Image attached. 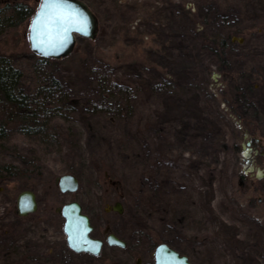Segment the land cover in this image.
<instances>
[{
  "label": "rangeland",
  "instance_id": "1",
  "mask_svg": "<svg viewBox=\"0 0 264 264\" xmlns=\"http://www.w3.org/2000/svg\"><path fill=\"white\" fill-rule=\"evenodd\" d=\"M82 1L97 16L96 36L77 37L68 56L38 63L36 77L28 58L32 17L0 35V53L22 58L24 84L35 95L49 77L62 88L59 109L45 112L43 96L31 103L47 122L46 136L14 121L0 129L1 223L16 226L23 188L39 199L12 232L22 233L24 250L0 256V264H90L63 244L59 208L74 199L95 219L96 235L101 213L112 217L104 208L123 205L115 232L135 256L115 245V263L106 264H132L136 255L153 264L158 242L193 264H264V176H242L241 149L246 132L264 148V84L253 73L264 70V0ZM238 85L255 102L246 112L235 100ZM6 114L0 101V126ZM253 163L264 168V156ZM65 173L78 177L77 190L59 189Z\"/></svg>",
  "mask_w": 264,
  "mask_h": 264
},
{
  "label": "trees",
  "instance_id": "2",
  "mask_svg": "<svg viewBox=\"0 0 264 264\" xmlns=\"http://www.w3.org/2000/svg\"><path fill=\"white\" fill-rule=\"evenodd\" d=\"M36 10V7L32 6L26 1L6 0L3 5H0V35L9 28L17 26L26 19L32 17ZM194 32L199 35H203L202 33H204H199L195 30ZM208 38V36L203 37V39H207V41ZM212 39L215 40L214 37ZM229 40L230 38L228 35L226 37H223V39H220L219 41L220 46L225 49L226 44L229 43ZM28 58L32 61L33 64L30 72L35 77L38 73V63H45L46 61L51 59L57 61L56 58L43 57L33 50L31 51ZM21 60L22 58L19 56L0 53V101L3 102L7 108V114L1 120L0 129L5 130V128L14 121L16 123L20 122V125L25 132L33 134L39 133L40 135L46 136L48 129L47 122L40 119V109L32 107L31 103H34L33 98L36 99V96H43V103H45L46 105V107L43 108L45 112H48L52 108L59 109L61 105L55 100L57 98V91H60L62 89L61 84L58 79L49 77L47 84L43 86L42 83L38 84V86L36 85L37 88L35 87V89H37V95H35L32 92L34 90V87H31V85L26 86L24 84V81L28 74V70L24 66H22L23 63L21 62ZM253 73L256 75L258 74L257 76L260 78L262 84H264V70H256L253 71ZM254 86L255 81H252L249 85V89L255 88ZM240 87L241 86L238 85L235 88L236 91L234 96L238 106H240L239 104H243L246 112V110L249 109L248 105H251V102L253 103V101L248 98V91L243 93V91L241 90L243 88ZM64 102L66 104L75 103L73 99L71 100V98H66ZM121 103L122 99L121 102L116 101V104L120 105ZM119 105H117L116 107L118 108ZM120 108L121 107H119L118 109ZM237 112H239V110H237ZM6 169L9 172H11L12 170L10 166H6ZM12 172L13 174L16 173L15 175H17L20 173V170L16 168V170ZM159 243L160 242H158V244Z\"/></svg>",
  "mask_w": 264,
  "mask_h": 264
},
{
  "label": "water",
  "instance_id": "3",
  "mask_svg": "<svg viewBox=\"0 0 264 264\" xmlns=\"http://www.w3.org/2000/svg\"><path fill=\"white\" fill-rule=\"evenodd\" d=\"M63 2L72 13L87 20V31L85 33L72 29L69 31L68 40L63 47L38 48L34 43L36 33L32 30V22L36 18L39 10L38 7L31 19L29 41L31 49L43 57L56 59L65 57L73 51L77 37L94 38L97 34L98 19L87 3L82 0H63ZM215 75H217V73H214V76ZM248 143H250V140H248ZM245 154H249V149ZM249 169L253 170L255 167L251 166ZM256 170L259 175L264 173V170L260 167H257ZM57 183L59 189L63 192L75 191L79 187V179L72 173L62 174L58 177ZM16 207L17 212L20 215H28L29 213L36 211L38 209L36 192L31 189L20 191L17 196ZM115 208L119 211H123L122 203L117 201L115 203ZM59 211L64 218L63 230L66 234L68 245L76 252L98 254L101 250L103 241L92 235L94 227L89 215L83 212L82 204L74 199L65 203L59 208ZM108 241L122 247L126 245V242L123 239L113 233L108 235ZM154 256L155 264H193L187 254L181 253L166 242H161L156 246Z\"/></svg>",
  "mask_w": 264,
  "mask_h": 264
},
{
  "label": "flooded vegetation",
  "instance_id": "4",
  "mask_svg": "<svg viewBox=\"0 0 264 264\" xmlns=\"http://www.w3.org/2000/svg\"><path fill=\"white\" fill-rule=\"evenodd\" d=\"M245 137H246V142L244 145L241 146V149H242V156L243 158L246 160V163L244 164L243 166V169H242V176L244 177V175H251V176H254L257 180H259L260 178H262L264 176V173L262 175H259L258 174V171L256 170V166L253 164H249V161H251V159H253L255 156H264V148H263V144H262V141L260 138L258 137H254V136H250V134L248 132L245 133ZM248 140H250V143H248ZM249 149V154L246 155L245 152ZM251 166H254L255 169L253 170H250L249 168ZM264 170V168H262ZM20 174H24V170H20ZM244 184V181L242 182L241 185ZM24 189H31L33 191H35L34 188L32 187H25L23 188L22 190ZM21 190V191H22ZM261 190L262 192H264V185L261 186ZM36 192V191H35ZM37 194V193H36ZM18 196V194H17ZM37 199H38V195H37ZM16 201H17V197H16ZM119 201V200H117ZM115 201L114 204L111 206V207H105L104 208V211L105 212H111L112 213V217L109 218V217H105V214L104 212L101 213V217H100V220L103 222V232L99 235H96L94 233V231L96 230V226H95V219L85 211V209L83 208V212H85L86 214L89 215L90 219H91V222L93 224V233L92 235L94 237H97V238H100L103 243H102V247H101V250L98 254H92V253H89V252H76L74 251L67 243V240L65 239L64 243L66 248L68 249V251H72L73 253L75 254H84L85 256H87L89 258V263L90 264H98V263H94V259H101L103 260L101 263L102 264H106L104 262V260L106 261V259H110L113 263H115V245L116 244H112L108 241V235L110 233H113V234H116L118 237H120L121 239H123L125 242H126V245L124 247L122 246H119V245H116V246H119L122 248V250L126 251V252H130L133 256H135V252L132 251L131 249V245L129 244V242L124 239L122 236H120L119 234H117L115 232V212L116 213H122L124 211H119L118 209L115 208V203L117 202ZM258 201H264V197H260L258 198ZM38 207H39V199H38ZM38 210V209H37ZM36 210V211H37ZM36 211L32 212V213H29L28 215H20L18 214L17 212V207H16V211H15V216H16V219H17V224L16 226H8L6 223H1V220H0V256L2 257H7V256H10L11 254H18L20 252H22L24 249H23V235L22 233H19V236L16 234L15 237H12L14 236L12 234V232L14 231H17L20 229V222L22 220H24L26 217H29V215L31 216V214H34ZM60 212V211H59ZM61 214V213H60ZM3 218H6V216H4ZM0 219H2V217H0ZM11 234V235H9ZM9 235V236H8ZM20 237V238H19ZM161 243V242H160ZM158 245V244H157ZM156 248V247H155ZM155 251V249H154ZM154 251H153V264H155V256H154ZM38 254V251H33L32 252V257L36 258L37 257V254ZM22 258V257H21ZM15 264H22V262L18 259V260H14L13 261ZM87 263V262H84V264ZM132 264H151V263H147L145 261H142V259L136 255V259L135 261L132 263Z\"/></svg>",
  "mask_w": 264,
  "mask_h": 264
},
{
  "label": "snow or ice",
  "instance_id": "5",
  "mask_svg": "<svg viewBox=\"0 0 264 264\" xmlns=\"http://www.w3.org/2000/svg\"><path fill=\"white\" fill-rule=\"evenodd\" d=\"M72 29L86 33L87 20L72 13L63 0H41L32 22L36 47H63Z\"/></svg>",
  "mask_w": 264,
  "mask_h": 264
}]
</instances>
